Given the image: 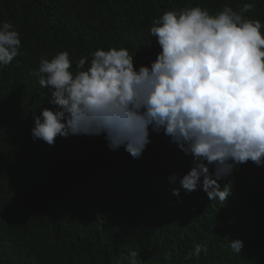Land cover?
Segmentation results:
<instances>
[{"label":"trees","instance_id":"16d2710c","mask_svg":"<svg viewBox=\"0 0 264 264\" xmlns=\"http://www.w3.org/2000/svg\"><path fill=\"white\" fill-rule=\"evenodd\" d=\"M244 3H255L245 17L264 24V0H0V22L13 24L22 45L0 68V264H112L133 251L141 264H264V167L249 161L218 181L231 189L221 205L169 181L193 163L163 133H151L140 159L103 135L53 145L31 135L34 115L52 107L34 74L41 57L66 50L75 71L97 48L126 47L137 67L147 65L163 12L199 5L214 15ZM236 239L240 254L229 245ZM197 243L207 254L185 260Z\"/></svg>","mask_w":264,"mask_h":264},{"label":"clouds","instance_id":"9594fccd","mask_svg":"<svg viewBox=\"0 0 264 264\" xmlns=\"http://www.w3.org/2000/svg\"><path fill=\"white\" fill-rule=\"evenodd\" d=\"M254 8L244 3L234 11L225 4L213 15L196 5L163 12L150 28L159 51L139 67L126 47L97 48L75 71L66 50L41 57L34 74L52 107L34 115L33 141L53 145L58 136L103 135L110 149L124 147L140 159L151 133H163L193 163L169 181L187 192L200 188L222 205L231 189L218 181L249 161L264 167V24L244 15ZM21 47L13 24L0 22V68L22 55ZM229 245L240 254L243 241ZM202 251L206 255L207 246L195 244L185 260ZM112 264L141 259L133 251Z\"/></svg>","mask_w":264,"mask_h":264}]
</instances>
